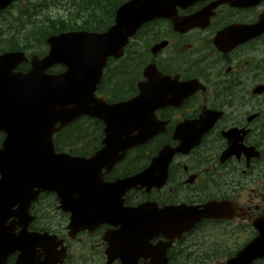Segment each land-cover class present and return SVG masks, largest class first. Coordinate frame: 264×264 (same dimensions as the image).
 <instances>
[{"label": "flooded vegetation", "instance_id": "af4514ba", "mask_svg": "<svg viewBox=\"0 0 264 264\" xmlns=\"http://www.w3.org/2000/svg\"><path fill=\"white\" fill-rule=\"evenodd\" d=\"M213 2V14L196 19L188 30H175L170 20L153 21L131 42L133 50L129 47L133 55L140 53V61L116 62L105 70L98 95L107 102L138 95L139 84L149 81L144 75L148 64L152 65L148 73L151 86L144 91L157 95L152 110L156 121L150 123L155 132L152 138L131 146L114 164L105 161L96 169L101 184L115 189L106 200L103 195L94 199L91 187L87 206L90 213L106 211L105 218L70 236V214L61 210L56 194L40 192L31 200L29 194L26 214L33 218L25 229L47 231L56 236L57 245L48 250L25 245L23 261L18 260V250L0 248V264H121L125 234L120 212L143 205L148 214L154 206L223 203L218 213L223 217L202 218L180 245L168 250V264H226L258 236L255 223L264 221V30L256 32L255 25L264 12V0L256 5L254 0H201L178 9V15L193 14ZM145 37L148 40H142ZM161 42V48L151 52ZM5 51L0 49V54ZM103 128L101 121L89 119L83 128L85 138H75L66 151L91 156L103 146ZM198 133V142L185 150L197 141L194 136ZM3 138L0 132V144ZM165 145L175 153L161 187L154 183L156 169L151 172L149 187L137 184L123 190L114 185L147 168ZM89 173L92 175L90 169ZM2 204L1 208L12 203ZM50 211L55 218L49 216ZM17 231L12 229L10 235ZM141 235L152 244L162 238ZM148 260L140 255L136 264ZM249 264H264V256Z\"/></svg>", "mask_w": 264, "mask_h": 264}, {"label": "water", "instance_id": "95a60500", "mask_svg": "<svg viewBox=\"0 0 264 264\" xmlns=\"http://www.w3.org/2000/svg\"><path fill=\"white\" fill-rule=\"evenodd\" d=\"M11 1L0 0V9ZM194 1L196 0H129L119 7L115 24L105 33L76 31L50 36L47 39L49 53L42 59L33 56L32 67L26 73L14 72L12 75L9 71L25 58L23 52H8L0 56V130L6 132L0 148V183L13 186L10 192L15 202H25V193L34 185L42 190L47 187L56 190L55 183H58L69 195L76 191L75 184L80 186L79 189L86 186V180L82 176H86L88 162L92 160L64 156L65 154L54 155L52 134L73 118L87 114L106 123L107 144V139L113 135L116 127L114 123L127 120L125 113L131 110L134 102H142L138 96L131 102L108 105L102 99L94 97L96 84L108 56H120L127 38L145 21L167 16L173 19L175 26L182 25L183 21L176 18L175 7H184ZM55 62L65 64V72L58 75L46 74L45 70ZM119 135L121 149L126 150L132 144L143 142L151 134L144 131L133 134L121 130ZM111 153L115 151L104 148L98 152V158L106 159ZM165 155L167 152L162 150L158 160ZM157 162L154 160V167ZM198 213H201L198 208L170 207L159 211L157 223L161 221L159 225L164 226L170 239H174V236L179 237L192 226L194 220L199 218ZM14 216L18 218L17 223L23 226L20 236L15 238L18 241L25 233V205H19ZM85 221L83 216L77 219V223ZM165 248L166 245L158 246L157 250V261L163 264ZM256 252L262 254L264 246L245 248L233 258L232 263L238 264V258ZM125 264H128V260Z\"/></svg>", "mask_w": 264, "mask_h": 264}, {"label": "trees", "instance_id": "16d2710c", "mask_svg": "<svg viewBox=\"0 0 264 264\" xmlns=\"http://www.w3.org/2000/svg\"><path fill=\"white\" fill-rule=\"evenodd\" d=\"M123 1L124 0H68L72 8H69L64 17L59 18L62 20L48 21L43 28L40 25H33L25 34V45L20 47H40L44 42V38L52 32L76 28L87 30L104 29L106 27L105 25H107V21L113 19L116 7ZM27 16L30 19L29 12ZM27 16L25 14V19ZM32 42L36 43V47L31 44ZM13 47L20 48L16 41Z\"/></svg>", "mask_w": 264, "mask_h": 264}, {"label": "rangeland", "instance_id": "374dc122", "mask_svg": "<svg viewBox=\"0 0 264 264\" xmlns=\"http://www.w3.org/2000/svg\"><path fill=\"white\" fill-rule=\"evenodd\" d=\"M28 1L29 0H25L23 3H19V5L22 6V7H25L27 5ZM68 8H72V6L70 5ZM59 11H61V10H57L56 6H49V7H47V9H43V10H40V9L36 10L35 9V12H37V19H33V21L41 19L42 18L41 14L43 15V14H45L47 12H49L47 14L48 17L51 18V19H54L58 14H60ZM38 12L41 13V14H39ZM48 213H49L50 217H54L55 218V216L53 214V211H50Z\"/></svg>", "mask_w": 264, "mask_h": 264}]
</instances>
